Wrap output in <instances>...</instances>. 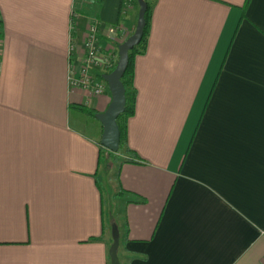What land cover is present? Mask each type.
I'll list each match as a JSON object with an SVG mask.
<instances>
[{
    "label": "crops",
    "instance_id": "0c3cea01",
    "mask_svg": "<svg viewBox=\"0 0 264 264\" xmlns=\"http://www.w3.org/2000/svg\"><path fill=\"white\" fill-rule=\"evenodd\" d=\"M96 1L0 0V264H111L113 223L121 264H264V0H150L111 219L102 126L70 108L111 95L68 70L93 19L117 51L139 6Z\"/></svg>",
    "mask_w": 264,
    "mask_h": 264
},
{
    "label": "water",
    "instance_id": "95a60500",
    "mask_svg": "<svg viewBox=\"0 0 264 264\" xmlns=\"http://www.w3.org/2000/svg\"><path fill=\"white\" fill-rule=\"evenodd\" d=\"M137 2L139 9L134 32L117 45V61L114 68L102 75L110 92L111 101L104 112L95 113V119L102 126L99 143L111 152H116L119 148L120 130L116 119L124 112L126 104L125 87L121 79L128 65L129 51L139 43L146 24L147 3L145 0H137ZM111 236L110 263L121 264L118 257L119 230L115 223L111 226Z\"/></svg>",
    "mask_w": 264,
    "mask_h": 264
},
{
    "label": "built area",
    "instance_id": "2783aa9c",
    "mask_svg": "<svg viewBox=\"0 0 264 264\" xmlns=\"http://www.w3.org/2000/svg\"><path fill=\"white\" fill-rule=\"evenodd\" d=\"M73 29V28H72ZM117 39L123 42L127 36L124 28H116ZM99 22L93 19L88 27L87 36L83 45L82 62H72L68 70V84L72 89L89 91L99 95L108 91L107 84L101 78L93 75V70L103 69L111 71L117 61V51H103L100 46ZM75 51L74 38L70 35L69 54Z\"/></svg>",
    "mask_w": 264,
    "mask_h": 264
},
{
    "label": "trees",
    "instance_id": "16d2710c",
    "mask_svg": "<svg viewBox=\"0 0 264 264\" xmlns=\"http://www.w3.org/2000/svg\"><path fill=\"white\" fill-rule=\"evenodd\" d=\"M145 1L147 3V10L145 13L146 24H145V27L143 30V34H142V37H141L139 43L135 47H133V49H131L129 51L128 65H127V68H126L124 75L122 76V79H121L123 84H124V87H125L126 104H125L124 112L121 113L116 119L117 124L119 126V130H120L119 148L116 152H111L108 149L101 146L100 143L98 142L99 143V149H100V156H99L100 164L106 158L113 157L117 163V169L120 167V165L123 162H128V161L137 162L138 161V159L134 156L133 152H131L130 150L125 148V139H126V122H127V119L134 114V110H135L134 109L135 89L133 86L134 58L136 55L142 54L146 50V45H147V40H148V35H149V20H150V16H151V8H152L153 2L150 0H145ZM96 2L98 5H100L101 0H97ZM248 2H249V0H246V4ZM242 9L243 10H242L241 17L244 16V8H242ZM225 57H226V55H225ZM216 79H217V77H216ZM216 79L214 81L213 87L216 83ZM213 87H212V89H213ZM70 108L75 109V110L83 113L88 118L95 120L97 122V120L95 119V112L92 109L86 108L85 106L79 105V104H71ZM122 152L124 154L126 153V156L121 157ZM100 188L102 189L101 184H100Z\"/></svg>",
    "mask_w": 264,
    "mask_h": 264
},
{
    "label": "rangeland",
    "instance_id": "374dc122",
    "mask_svg": "<svg viewBox=\"0 0 264 264\" xmlns=\"http://www.w3.org/2000/svg\"><path fill=\"white\" fill-rule=\"evenodd\" d=\"M81 128L89 133V130H87L86 127L81 126ZM116 167L117 163L113 157L106 158L101 163L100 167L99 181L103 189L104 210L105 213H110V216H108L107 219L115 217L117 213L119 214L121 211V203L120 199L117 197L115 187Z\"/></svg>",
    "mask_w": 264,
    "mask_h": 264
}]
</instances>
